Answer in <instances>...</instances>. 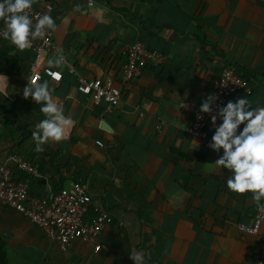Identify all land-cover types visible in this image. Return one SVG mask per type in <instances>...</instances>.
Listing matches in <instances>:
<instances>
[{"label":"crops","instance_id":"crops-1","mask_svg":"<svg viewBox=\"0 0 264 264\" xmlns=\"http://www.w3.org/2000/svg\"><path fill=\"white\" fill-rule=\"evenodd\" d=\"M47 2L56 22L52 38L81 77L117 81L125 46L135 40L163 59L123 83L112 108L79 93L72 75L58 82L42 76L38 82H49L74 123L65 139L37 152L32 132L45 117L41 105L22 96L33 54L0 39V162L42 197L84 183L91 206L112 216L95 239L61 250L27 217L0 206L5 264H133L134 252L145 264H251L248 251L257 237L236 224L253 213L252 194L227 189L231 173L214 164L218 154L207 147L210 121L206 137L183 129L224 66L244 76L250 93H234L222 106L243 97L252 109L264 107V0H101L93 6L36 0L33 7ZM77 4L80 12L73 10ZM16 155L36 165L41 177L21 172Z\"/></svg>","mask_w":264,"mask_h":264},{"label":"built area","instance_id":"built-area-1","mask_svg":"<svg viewBox=\"0 0 264 264\" xmlns=\"http://www.w3.org/2000/svg\"><path fill=\"white\" fill-rule=\"evenodd\" d=\"M97 1L101 0H86V4L93 6ZM52 8L49 2L45 3L42 9L32 6L30 18L35 22L40 15L49 14ZM3 28L4 25L0 24V31ZM1 38L3 37L0 36ZM57 49L62 48L53 40L51 30L32 41V47L27 49L33 54L29 81L37 76L39 80L46 76L49 80L58 82L65 73L72 75L75 77V88L79 93L89 96L94 104L104 103L108 108L119 103L123 83L140 76L147 62L163 59L160 51L148 47L143 41L135 40L125 46V60L115 81L111 77H81L76 73L75 63L67 60L60 67L49 66L47 61L56 56ZM57 73L61 77L59 80ZM237 92L250 93L246 79L231 66H224L215 79L210 94L218 97L211 106L213 113L217 106H222L230 95ZM199 107L200 105L194 110L191 121L184 126V131L194 137H206L210 116L200 113ZM198 115L202 118L198 119ZM96 143L101 144L100 141ZM13 160L21 172L35 179L41 177L40 170L32 162L17 155ZM0 206L14 209L27 217L61 250H65L74 240L95 239L112 221L108 211L91 206L90 195L84 183L75 181L55 189L47 198L42 197L31 192L23 179L15 178L12 169L4 162H0ZM236 227L257 237L249 248L248 256L251 264H264V236H260V231L264 229V209L256 205L247 221L237 222ZM94 248L98 249L99 245L96 244Z\"/></svg>","mask_w":264,"mask_h":264},{"label":"clouds","instance_id":"clouds-1","mask_svg":"<svg viewBox=\"0 0 264 264\" xmlns=\"http://www.w3.org/2000/svg\"><path fill=\"white\" fill-rule=\"evenodd\" d=\"M35 2L0 0V21L4 23L0 36L21 52L31 48L32 41L43 37L46 31L56 29V22L49 14L40 15L33 22L30 11ZM73 10L80 12L82 6L77 4ZM56 51V56L47 61L49 66L60 67L67 62L62 49ZM60 78L57 73V80ZM38 81V76L28 81L22 89V96L26 100L31 97L33 102L41 105L40 112L45 118L35 125L32 139L35 151L43 152L45 144L65 139L74 120L65 115L62 104L53 97L49 82ZM4 95L6 97L9 94L5 92ZM217 99L214 94L208 95L199 107L200 113L210 116L214 127V134L207 145L218 154L214 164L231 173L226 180L230 192L237 195L251 193L253 202L264 209V107L252 109L242 97L234 102L229 100L222 107L217 106L213 113L211 106ZM197 118L202 117L198 115ZM218 119L220 123L217 125ZM129 259L133 264H145L141 253H132Z\"/></svg>","mask_w":264,"mask_h":264},{"label":"trees","instance_id":"trees-1","mask_svg":"<svg viewBox=\"0 0 264 264\" xmlns=\"http://www.w3.org/2000/svg\"><path fill=\"white\" fill-rule=\"evenodd\" d=\"M3 247L4 241L0 237V264H5L6 262V255Z\"/></svg>","mask_w":264,"mask_h":264}]
</instances>
